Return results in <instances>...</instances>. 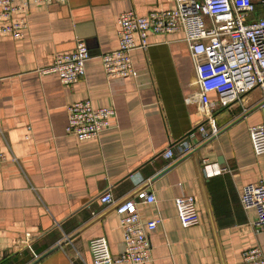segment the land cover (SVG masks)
I'll return each instance as SVG.
<instances>
[{
	"label": "crops",
	"instance_id": "obj_1",
	"mask_svg": "<svg viewBox=\"0 0 264 264\" xmlns=\"http://www.w3.org/2000/svg\"><path fill=\"white\" fill-rule=\"evenodd\" d=\"M175 5L31 4L21 38L0 32V264H92L88 242L100 236L119 255L118 215L114 205L99 201L106 190L115 200L140 190L155 197L137 204L143 218L162 217L149 231L150 259L142 264H234L254 246L264 255V229L251 225L255 209L239 200L246 184L264 182V154H254L248 133L251 125H264L261 91L254 88L226 107L209 94L217 135L170 159L162 152L175 150L205 120L182 32L150 34L145 50L131 52L134 76L109 79L104 73L100 56L118 46L120 12L145 15ZM79 40L89 53L82 79L66 85L55 73L37 72ZM83 99L115 114L97 137L78 141L65 132L67 106ZM179 194L194 197L198 224L180 222L174 201Z\"/></svg>",
	"mask_w": 264,
	"mask_h": 264
},
{
	"label": "built area",
	"instance_id": "obj_2",
	"mask_svg": "<svg viewBox=\"0 0 264 264\" xmlns=\"http://www.w3.org/2000/svg\"><path fill=\"white\" fill-rule=\"evenodd\" d=\"M66 0H0V32L14 39L23 35L27 27L25 14L31 4L61 3ZM23 16L11 19L14 13ZM118 46L101 54L107 78L134 76L131 52L145 50L150 34L166 35L182 32L194 63L199 96L205 120L195 130L177 142L176 149L162 152L165 158H178L190 153L204 140L216 136L218 128L211 114L209 94L226 107L243 94L258 88L264 98V0H176L174 8L153 9L145 15L134 10L120 12L116 19ZM89 58L87 46L81 40L68 52L54 54L50 65L37 68L40 74L55 73L61 83L70 85L82 79ZM65 132L78 141L97 137L111 124L115 110L109 106L95 107L89 99L67 106ZM200 138L197 139L195 132ZM252 150L256 156L264 154V125L248 128ZM5 159L0 153V162ZM243 208H254V230L264 229V182L246 184L239 197ZM102 204L114 205L123 236V251L112 255L104 237L89 240L92 264H142L150 259L149 231L162 222L161 216L143 218L139 202L153 203L155 197L145 190L133 196L115 200L109 190L99 196ZM177 216L183 226L199 223V214L192 195L179 194L174 198ZM234 264H264V255L254 246L242 252L241 261Z\"/></svg>",
	"mask_w": 264,
	"mask_h": 264
}]
</instances>
